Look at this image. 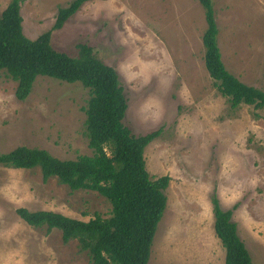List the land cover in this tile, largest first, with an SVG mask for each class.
<instances>
[{
    "label": "rangeland",
    "instance_id": "obj_1",
    "mask_svg": "<svg viewBox=\"0 0 264 264\" xmlns=\"http://www.w3.org/2000/svg\"><path fill=\"white\" fill-rule=\"evenodd\" d=\"M11 0H0V14ZM73 0H22L31 40L55 25ZM226 69L264 90V0H212ZM205 12L198 0L92 1L52 32L59 52L77 57L88 44L113 67L128 99L124 123L135 135L161 130L145 151L153 178L169 176L167 208L149 264H225L211 199L233 210L253 264H264V110L232 109L205 67ZM0 76V153L44 149L61 160L91 156L85 135L90 94L81 83L38 77L29 98ZM258 114L260 117H257ZM49 211L88 222L111 215L97 192L72 191L41 171L0 166V264H92L78 240L35 229L17 210Z\"/></svg>",
    "mask_w": 264,
    "mask_h": 264
},
{
    "label": "trees",
    "instance_id": "obj_2",
    "mask_svg": "<svg viewBox=\"0 0 264 264\" xmlns=\"http://www.w3.org/2000/svg\"><path fill=\"white\" fill-rule=\"evenodd\" d=\"M73 0L58 10L55 25L37 39L24 34L22 0H11L0 14V76L17 84L16 98L24 102L38 77L66 83H81L89 90L85 135L91 156L61 160L44 149L17 147L0 153V166L18 170L39 169L44 182L56 178L72 191H93L112 207L109 218L96 215L88 222L49 211L17 210L30 227L57 229L64 244L78 240L92 264H149L151 249L167 208L166 191L171 178H153L145 160L146 148L161 135V130L135 135L124 123L128 99L117 71L97 57L88 44H78L77 57L53 48L52 32L60 30L84 4ZM205 12L207 29L203 36L205 67L214 86L232 109L251 106L264 110V90L248 86L225 67L219 48V29L212 0H198ZM257 117H260L256 114ZM214 232L225 250V264H253L240 238L233 210L224 209L216 194L211 199Z\"/></svg>",
    "mask_w": 264,
    "mask_h": 264
}]
</instances>
